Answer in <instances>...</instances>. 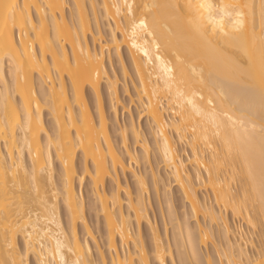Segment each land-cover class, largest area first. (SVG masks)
Wrapping results in <instances>:
<instances>
[{
  "label": "bare ground",
  "instance_id": "6f19581e",
  "mask_svg": "<svg viewBox=\"0 0 264 264\" xmlns=\"http://www.w3.org/2000/svg\"><path fill=\"white\" fill-rule=\"evenodd\" d=\"M72 1L68 15L69 0H0V264H31L32 258L35 264H108L77 188V181L83 184L88 177L104 217L111 264H151L122 196L126 192L139 225L148 219L147 182L126 162V157L138 160L127 145L128 133L148 159L151 145L132 124L122 131L120 150L103 102L104 81L110 99L120 100L118 79L109 76L106 59L114 51L128 76L124 50L156 149L196 222L197 234L188 225L177 226L182 254L192 263L198 247L214 237L213 226L200 221L204 217L221 222L225 239L215 246L220 262L208 254L206 264H264V0ZM102 19L109 27L107 39ZM36 74L47 97L38 92ZM177 141L190 147L193 171L178 154ZM119 169L132 170L137 178L136 198ZM152 176L157 184V173ZM108 178L115 183L110 191ZM200 187L213 194L218 210L201 199ZM227 211L259 228L255 254L247 249L254 246V234L235 230ZM171 248L155 235L159 264H168V256L174 261Z\"/></svg>",
  "mask_w": 264,
  "mask_h": 264
},
{
  "label": "rangeland",
  "instance_id": "374dc122",
  "mask_svg": "<svg viewBox=\"0 0 264 264\" xmlns=\"http://www.w3.org/2000/svg\"><path fill=\"white\" fill-rule=\"evenodd\" d=\"M90 5V3H89ZM88 5V6H89ZM69 7L67 8V14L70 15V10L73 7V1L69 0ZM92 20L93 28L96 29V22L93 15V12L91 10L88 11ZM107 22L105 20H101V28L103 29L104 38H109V32L108 26L106 24ZM89 39L92 42V36L89 35ZM126 49V48H124ZM125 52V62L129 70V75L124 76L122 72V66L121 62L119 61L118 57L115 55V52L112 51L111 57L107 56L106 59V67L109 73V76L113 79H118L117 89L119 93V102L112 101L110 99V93L107 88V84L105 81L103 82L102 86V92H103V102L105 106V110L108 116V124H109V131L112 136L113 142L115 145L122 150L124 145L122 141V131L125 127H129L132 124H135V126L142 132L143 139H146L150 147V154L149 159L148 156H146L143 147L141 146V143L137 142L131 131L128 133L127 137V145L128 147L136 153L138 156L137 161H130L128 157H126V162L128 164H131L132 170L137 173L138 175L145 178L147 182L148 191L145 193L146 198V204H147V213H148V219H144L141 221V224L139 225L135 218H134V212L131 210L128 205V196L126 192H122V196L124 198V211L131 216L132 220V230L137 235L138 240H142L143 243L146 245L147 250L149 251L150 256V262L151 264H159L155 259L153 255V247H154V237L155 235H159L163 242L168 245H171V249L174 253V261L168 256V264H206V256L208 254L211 255L212 259L214 261L220 262L218 255L215 251V246L217 245H224L225 239L222 236V226L221 222L218 221L217 223L213 222L210 223V221L204 217H201L200 221L204 225L213 226V232L214 237H211V241L209 242V245L207 247L201 246L198 247L196 257L192 260H189L186 255L184 256L185 248L178 247V244H176V238L177 241H179L180 236L177 235L178 230L177 226L179 224L188 225L190 228L193 229V232L197 234L196 230V222L191 214L190 205L187 202V200L184 198L183 193L179 189V187L176 185L174 179L169 174L165 163L161 160L160 155L158 153V150L155 146L154 137L151 134L150 127H149V120L144 115L143 109L141 107V103L138 98V80L137 77L130 65L129 59L126 56ZM7 72L9 70V65L6 66ZM35 82L36 87L38 89V92L40 96L47 97L48 90L44 83L40 81V78L38 74L35 76ZM0 85H4L2 81H0ZM87 98L88 102L90 104V107L94 114H96V100L94 93L90 90L87 91ZM45 120L46 124L48 125L49 131H53V123L50 115L48 114V111L45 112ZM172 135L173 132H171ZM177 151L180 157L185 160L188 163V169L190 171H193V165L190 164V158L192 156V152L190 150V147L187 143H183L181 141H177L176 143ZM82 159L79 155L77 160V167L80 172H82ZM55 168H56V180L59 183V174H60V166L58 162H55ZM132 170H128L127 172H123L122 169H119L118 174L119 177L123 183V185L130 190L132 193L133 198L137 197V191H138V183L137 178L133 174ZM153 173H157V184L152 176ZM195 182L199 184V181L195 179ZM115 183L112 179L108 178L106 182V190L110 191L114 188ZM77 188L79 193L83 195L84 202H85V209H86V215L88 219L89 226L91 230H93L94 236L96 237L98 243L102 247V251L104 252L105 256L107 257L108 264H111L110 262V255L108 253L107 247L105 246V240H106V233H105V222L104 217L102 216V213L100 212L98 208V201L95 199L92 191H91V184H90V178L88 177L87 180H85V183L80 184L77 181ZM199 196L202 200L209 203L210 205H213L215 209L218 210L217 203L214 200L213 194L207 190L206 188L200 187L199 189ZM60 211L62 215V219L64 222V225L67 226L68 217L66 215V210L64 205L61 203L60 205ZM227 216L230 219V223L233 226V228H242V230L250 234L249 236L253 235L251 238H253L254 246L249 245L247 246V249L252 254H255L257 250L260 249V230L257 227V230L252 228L250 225L246 224V221L242 219L241 217L237 218L234 217L231 211H227ZM79 233L82 237L85 236V230L84 227L81 226V224L78 227ZM255 230V231H254ZM221 231V232H220ZM247 234V233H246ZM179 237V239H178ZM20 243L22 245V241L20 240ZM90 243L93 248V254L95 259L98 261L99 258V251L96 247V243L90 239ZM182 248V249H181ZM131 251L136 250V247L134 243L130 244ZM182 250V251H181ZM184 251V252H183ZM187 251V250H186ZM183 253V254H182ZM186 254V253H185ZM185 261H182V258ZM187 260V261H186ZM31 264H35L34 259H31ZM139 264V263H137Z\"/></svg>",
  "mask_w": 264,
  "mask_h": 264
}]
</instances>
